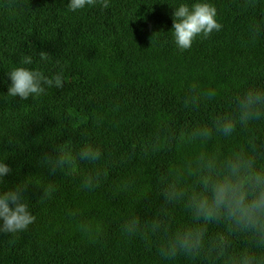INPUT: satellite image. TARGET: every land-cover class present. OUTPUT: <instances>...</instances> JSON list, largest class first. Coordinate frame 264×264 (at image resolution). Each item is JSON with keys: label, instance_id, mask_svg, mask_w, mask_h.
Listing matches in <instances>:
<instances>
[{"label": "trees", "instance_id": "1", "mask_svg": "<svg viewBox=\"0 0 264 264\" xmlns=\"http://www.w3.org/2000/svg\"><path fill=\"white\" fill-rule=\"evenodd\" d=\"M198 2L216 7L222 29L181 51L175 9ZM69 3L0 0V160L11 168L0 191L27 182L23 197L36 217L26 231L0 233V264H164L121 231L130 215L147 219L163 202L157 180L171 157L147 159L141 148L157 117H171L177 129L207 122L227 108L226 90L264 85V0H109L106 9L97 3L74 12ZM24 55L34 63L21 65ZM21 66L62 72L64 87L28 100L8 96V72ZM193 80L220 89L198 112L181 102ZM67 142L74 152L100 146L104 157L52 174L43 157ZM97 168L100 186L83 188ZM49 184L55 191L41 200ZM176 218L186 220L179 209ZM85 219L103 222L95 243L77 227Z\"/></svg>", "mask_w": 264, "mask_h": 264}, {"label": "clouds", "instance_id": "2", "mask_svg": "<svg viewBox=\"0 0 264 264\" xmlns=\"http://www.w3.org/2000/svg\"><path fill=\"white\" fill-rule=\"evenodd\" d=\"M97 3L109 7V0H70L68 8L74 12ZM217 14L216 7L207 2L176 8L173 35L178 48L189 50L197 37L208 39L214 31L219 32L222 25ZM39 57L47 60L49 54L42 51ZM20 63L28 66L34 60L24 55ZM25 66L8 72L12 82L8 96L28 100L39 98L50 88L64 87L62 72L48 76L39 68ZM236 89L225 91L227 108L211 115L207 122L186 123L177 129L171 117H157L141 148L147 159L171 157L157 180L158 198L163 202L147 219L130 215L121 224V231L125 237H139L154 248L164 264H176L180 258L190 264H264V85L238 84ZM219 92V88L204 87L193 80L186 87L182 106L198 112ZM70 143L55 145V157H43L42 163L52 174L65 172L81 161L95 165L104 157L100 146L85 143L74 152ZM10 172L0 160V184ZM102 174L97 168L84 176L82 187H99ZM123 186L129 185L125 182ZM27 187L24 182L0 191V233L23 232L35 222L23 197ZM53 191L49 184L41 200ZM177 209L186 220H177ZM77 227L93 243L104 230L98 220L85 219Z\"/></svg>", "mask_w": 264, "mask_h": 264}]
</instances>
